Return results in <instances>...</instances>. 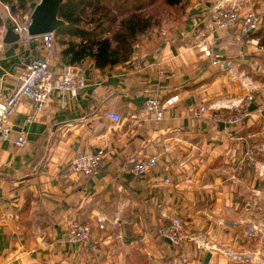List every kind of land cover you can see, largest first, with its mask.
I'll list each match as a JSON object with an SVG mask.
<instances>
[{
    "label": "crops",
    "instance_id": "1",
    "mask_svg": "<svg viewBox=\"0 0 264 264\" xmlns=\"http://www.w3.org/2000/svg\"><path fill=\"white\" fill-rule=\"evenodd\" d=\"M217 3L261 13L257 33L240 34L237 23L216 28L211 10ZM183 7L174 32L162 27L140 34L128 60L104 67L89 55L71 61L54 39L53 77L70 66L86 85L75 96L54 90L38 110L23 97L9 118V136L0 138V264H256L253 218H246L245 232L239 229L242 206L250 215L253 202L243 201L238 183H249L248 198H264V191L254 194L264 189V171L244 165L249 148L264 157V0H183ZM17 12L0 9V100L23 63L43 53L39 38L3 42ZM134 56L140 69L130 65ZM159 68L173 75L159 76ZM173 94L179 100L160 120L143 107L149 96ZM246 94L256 108L237 124L192 114L200 104L226 110ZM107 110L121 120L112 121ZM20 129L27 141L17 147ZM94 149L104 152L98 171H74L75 154ZM153 152L157 164L144 174L126 166L129 155ZM263 163L256 157L253 165ZM231 169L233 180L222 174ZM172 216L198 241L176 246L161 237L158 226ZM73 219L91 222L95 247L67 241ZM203 240L219 250L197 243Z\"/></svg>",
    "mask_w": 264,
    "mask_h": 264
},
{
    "label": "built area",
    "instance_id": "2",
    "mask_svg": "<svg viewBox=\"0 0 264 264\" xmlns=\"http://www.w3.org/2000/svg\"><path fill=\"white\" fill-rule=\"evenodd\" d=\"M247 1V0H243ZM8 10V6L5 5ZM10 11V10H9ZM14 26L13 29L19 34V39L28 42L30 40L40 39L42 42L43 53L40 56H35L29 59L26 65L16 74V81L7 95L0 100V138L6 139L9 136L11 125L9 118L16 111L17 106L23 97L30 99L37 110L46 102L52 95L54 90L68 92L72 96L85 87L86 81L82 72L72 70L69 66L58 76L53 77L52 70L49 67L51 51L54 46L53 32H46L39 35H29L27 27L30 23L29 13L25 14L23 19L17 21L14 16H11ZM211 21L216 28H225L238 24L239 33L247 34L256 30L262 21V15L253 9L242 11L239 5H224L217 3L211 10ZM206 54H210L209 50H205ZM3 55V43L0 41V59ZM214 59L213 62H217ZM130 65L133 69H140L142 61L139 56H134L130 60ZM159 76H171L173 72H167L163 68L158 69ZM179 100L178 94L170 95L164 99L157 96H149L144 101V109L154 119L160 120L163 117L165 108ZM253 101L251 94H246L243 97L232 101L226 110H220L213 105L200 104L192 109V114L196 116L208 117L214 122L224 124H237L249 115L250 105ZM106 115L114 122L121 120L120 114L113 110H107ZM28 119L31 115H28ZM27 141L26 132L20 129L14 138V144L17 147L23 146ZM163 151L169 150L167 142L162 143ZM102 149L82 150L75 154L72 159L73 170L83 175H92L99 169L103 158ZM159 153L140 154L134 153L127 157L126 166L136 175L144 174L147 170L154 168L157 164ZM245 164L250 166L256 162V155L252 148L247 150ZM263 164L261 165V167ZM256 164L259 175L263 170ZM167 181V178H164ZM254 194L260 195V190H255ZM101 217L96 218L97 227L102 228L103 222ZM92 224L89 221L73 219L69 222L66 230V239L70 243L85 244L89 248L95 247V242L92 240ZM158 234L161 237L169 238L170 242L176 246H182L187 242L198 241L194 233H188L183 230V225L180 217L172 216L162 222L158 226ZM201 246H206L210 249L219 248L213 244H209L206 240L197 242ZM155 264V263H149Z\"/></svg>",
    "mask_w": 264,
    "mask_h": 264
},
{
    "label": "trees",
    "instance_id": "3",
    "mask_svg": "<svg viewBox=\"0 0 264 264\" xmlns=\"http://www.w3.org/2000/svg\"><path fill=\"white\" fill-rule=\"evenodd\" d=\"M1 2L11 12H28V0ZM157 5L169 15L184 10L183 0H64L58 16L65 23L54 31L55 41L65 44L62 53L71 61L85 55L97 67L126 61L137 37L157 24Z\"/></svg>",
    "mask_w": 264,
    "mask_h": 264
},
{
    "label": "rangeland",
    "instance_id": "4",
    "mask_svg": "<svg viewBox=\"0 0 264 264\" xmlns=\"http://www.w3.org/2000/svg\"><path fill=\"white\" fill-rule=\"evenodd\" d=\"M5 5L1 2L0 0V9H2L3 12H7V10L5 9ZM157 8L158 13H156L154 16L155 18L158 20L157 24H155V26H153L151 29H155L158 28L160 30V28L165 27L168 29V32H174L175 29V24L173 23V20L176 19V17L178 16L177 14H167L166 12H164V10L160 7V6H155V9ZM8 12L9 8H8ZM180 14V13H179ZM15 15V19L17 21H20L23 19L24 17V13L22 12H17L14 14ZM150 29V30H151ZM149 30V31H150ZM264 147V146H263ZM257 152H258V148L254 147ZM256 157L258 159H264V157L262 156V153H256ZM246 162V161H245ZM245 166H247L246 164H244ZM253 166L254 169H256L255 165L251 164L250 166L247 167H251ZM259 167H261V165H259ZM264 171V163L263 166L261 167ZM253 169V170H254ZM255 171V170H254ZM223 176L225 175L226 178H228L229 180H233L235 179V177L232 176V173H236L234 170L231 169V171L229 172H225L222 171ZM262 178H264V173L263 175H261ZM233 178V179H232ZM264 183V180L262 181ZM239 187L241 186L240 189L243 190V195L245 198H243V201L246 202H253V209H252V213L250 215H247V210L244 206H242V217L243 219H245L244 223H241L239 225V229L242 232L244 231V227L246 226L247 223H251L249 221H246V218H253L254 221V232L255 234L254 239H253V244H254V248L257 250V259H256V264H264V198H248L249 195V183L245 182V183H238ZM260 191H264V189H260ZM252 204V203H251ZM250 233H246L247 236ZM255 264V263H254Z\"/></svg>",
    "mask_w": 264,
    "mask_h": 264
},
{
    "label": "water",
    "instance_id": "5",
    "mask_svg": "<svg viewBox=\"0 0 264 264\" xmlns=\"http://www.w3.org/2000/svg\"><path fill=\"white\" fill-rule=\"evenodd\" d=\"M30 23L27 27L29 35H39L46 32H54L65 20L58 16V9L64 0H28ZM19 38V34L10 26H7L3 36V42H12ZM29 61L26 60L23 66ZM76 70V69H75ZM74 70V71H75ZM256 106L252 103L250 110ZM170 242L169 238L165 237ZM78 244V243H77ZM210 257V251L205 255L204 262L207 263Z\"/></svg>",
    "mask_w": 264,
    "mask_h": 264
}]
</instances>
